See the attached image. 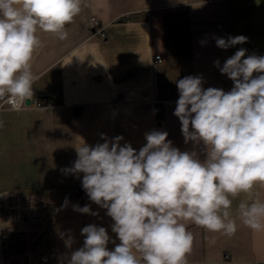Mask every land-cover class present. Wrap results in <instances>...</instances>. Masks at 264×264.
<instances>
[{
    "label": "crops",
    "instance_id": "crops-1",
    "mask_svg": "<svg viewBox=\"0 0 264 264\" xmlns=\"http://www.w3.org/2000/svg\"><path fill=\"white\" fill-rule=\"evenodd\" d=\"M123 14L128 21H117ZM91 17L104 27V37ZM67 30L64 41L39 33L43 47L32 64L34 98L51 101L52 108L0 111V264H66L83 246L81 229L89 224L105 227L119 243L106 210L77 195L83 174L63 171L84 143H103L101 134L122 136L121 146L139 151L146 133L167 131L174 147L203 160V145L184 142L174 115L175 81L201 76L205 89L230 91L232 80L214 62L222 67L241 48L246 56H264V0H83ZM237 35L248 41L226 50L216 46V38ZM256 192L264 200V188ZM244 198L233 201L238 230L231 238L188 224L194 235L188 264H264V232L237 215ZM74 205H89L99 215L74 211ZM62 232L73 236L71 248Z\"/></svg>",
    "mask_w": 264,
    "mask_h": 264
},
{
    "label": "clouds",
    "instance_id": "clouds-1",
    "mask_svg": "<svg viewBox=\"0 0 264 264\" xmlns=\"http://www.w3.org/2000/svg\"><path fill=\"white\" fill-rule=\"evenodd\" d=\"M83 0H0V101L13 111L34 97L38 79L32 71L43 47L39 33L64 41L67 26L82 11ZM244 35L216 38L228 49L244 44ZM239 49L223 66L214 64L233 82L230 91L203 87L201 76L176 82L179 98L174 115L181 123L184 142L203 145L205 158L181 151L168 140V132L152 130L139 151L122 136L101 134L103 143L77 150V159L64 173L82 176L88 198L106 210L111 230L89 224L81 229L83 246L71 251L66 264H188L194 235L188 224L229 238L239 220L255 232H264V56ZM255 74V75H254ZM4 122L0 121V128ZM68 204L67 199L62 207ZM73 210L98 216L89 205ZM65 245L74 242L60 233ZM115 247L109 250V243ZM210 244L215 239L209 240ZM64 264V261H61Z\"/></svg>",
    "mask_w": 264,
    "mask_h": 264
},
{
    "label": "built area",
    "instance_id": "built-area-1",
    "mask_svg": "<svg viewBox=\"0 0 264 264\" xmlns=\"http://www.w3.org/2000/svg\"><path fill=\"white\" fill-rule=\"evenodd\" d=\"M128 19H129V15L123 14L117 18V21L127 22ZM89 22L91 26L94 28L96 34H98L101 38L104 37V27H102L94 17L89 18ZM159 62H160V58L158 56L154 57V63H159ZM26 101H29L30 104L26 105ZM26 101H25V106L22 107L21 109L34 108L41 111H47L52 108V103L49 100H39L33 97L31 100H26ZM4 109L11 110L10 107L3 105V101H0V111Z\"/></svg>",
    "mask_w": 264,
    "mask_h": 264
},
{
    "label": "trees",
    "instance_id": "trees-1",
    "mask_svg": "<svg viewBox=\"0 0 264 264\" xmlns=\"http://www.w3.org/2000/svg\"><path fill=\"white\" fill-rule=\"evenodd\" d=\"M77 195L80 196V195H87V194H86V192H85V190L83 188H80L78 193H77Z\"/></svg>",
    "mask_w": 264,
    "mask_h": 264
},
{
    "label": "water",
    "instance_id": "water-1",
    "mask_svg": "<svg viewBox=\"0 0 264 264\" xmlns=\"http://www.w3.org/2000/svg\"><path fill=\"white\" fill-rule=\"evenodd\" d=\"M30 104V102L29 101H26V105H29Z\"/></svg>",
    "mask_w": 264,
    "mask_h": 264
}]
</instances>
